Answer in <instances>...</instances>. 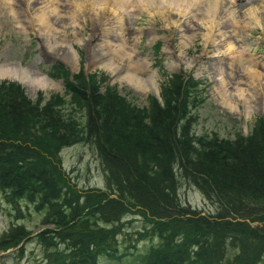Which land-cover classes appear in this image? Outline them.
Returning <instances> with one entry per match:
<instances>
[{
	"label": "trees",
	"instance_id": "1",
	"mask_svg": "<svg viewBox=\"0 0 264 264\" xmlns=\"http://www.w3.org/2000/svg\"><path fill=\"white\" fill-rule=\"evenodd\" d=\"M177 78V79H176ZM163 103L152 96L140 109L115 89L81 77L69 83L85 110L84 122L61 106V96L32 101L15 83L0 93V193L44 213L37 233L49 264L121 260L117 236L126 214H143L159 245L143 264H264V119L249 136L197 138L193 132L195 82L176 76ZM91 140L106 169L104 190L66 184L59 152ZM182 179L215 200L212 214L184 205ZM248 219H251L250 221ZM32 231L14 226L0 249L18 248Z\"/></svg>",
	"mask_w": 264,
	"mask_h": 264
},
{
	"label": "rangeland",
	"instance_id": "2",
	"mask_svg": "<svg viewBox=\"0 0 264 264\" xmlns=\"http://www.w3.org/2000/svg\"><path fill=\"white\" fill-rule=\"evenodd\" d=\"M15 1L6 0L5 3L11 7L4 11H1L3 5L0 4V67L21 64L49 80L37 87L30 78L22 80L9 73L0 77V93L4 85L9 88L10 83H17L34 102L45 103L59 95L63 99L61 107L84 122L85 110L68 88L69 83L80 81L81 77L99 84L102 92L107 87L115 89L131 104L146 109L152 96L163 103L166 88L176 76H181L196 84L192 92L194 105L191 113L197 138L249 136L264 119V108L251 103L249 90L252 80L246 71L237 67L240 72L232 82L220 73L222 67L230 70L232 64H236L234 50L244 47L254 58L252 67L264 75V0L244 6L240 12L233 11L234 14L231 11L235 7L231 11L223 8L229 28L222 29L209 20L207 16L212 15V9L205 4L202 6L205 14L186 21L184 13L191 0L179 1L185 7L177 5L178 0H159L156 7L144 8H140L141 4L136 1L133 5L124 4L118 9L117 21L102 27L96 26L88 14L78 15L82 8L78 5L79 0H37L32 10L27 9L28 0H22L26 14L31 18L36 20L43 14L53 22L49 27H41L40 21L34 20L35 26L21 28L13 11ZM101 1L104 2L92 0L93 12L98 10ZM232 1L240 3V0ZM127 12L132 14L128 28L125 25ZM38 32L45 34L50 45L55 42L66 44L74 54L70 63L59 57L47 56ZM94 35H97V43L110 46L115 55L113 68L123 66L126 72H114L109 62L90 64L87 44ZM133 56L137 57L135 61ZM179 56L182 57L180 63ZM222 91L231 97L232 108L225 104ZM86 138L85 135L82 141L60 150L62 177L67 185L78 191L104 190L106 169L96 145ZM179 196L184 205L190 204L204 213L214 214L221 209L215 200L185 179L181 181ZM43 219L44 213L35 210L30 203L22 200L13 204L0 193V239L14 226L24 225L33 233V237L18 248L0 249V264H49L37 242V233L54 225L43 224ZM123 221H126V226L118 234L117 242H120L119 251H124L125 256L121 260L103 256L101 264H143V256L151 247L159 245L154 232L144 229L146 220L141 212L126 214ZM252 225L264 233V221H255Z\"/></svg>",
	"mask_w": 264,
	"mask_h": 264
},
{
	"label": "bare ground",
	"instance_id": "3",
	"mask_svg": "<svg viewBox=\"0 0 264 264\" xmlns=\"http://www.w3.org/2000/svg\"><path fill=\"white\" fill-rule=\"evenodd\" d=\"M36 1L37 0H28L27 1V9L32 10L34 8V2H36ZM135 1L139 4H141L140 8H144V7H148L150 5L155 6L159 0H104V2L101 1V3H100L101 5L98 6L99 8H98V10H96V12H93L92 0H79L78 5H80L82 8L77 13L79 16H87V14H88V17L92 16L94 24H96V26H98V27L108 26L109 24L116 22L117 18H119L118 14H117L119 11L118 9H121V7L124 4L133 5L135 3ZM179 1L180 0H178L177 5H179L180 7L181 6L185 7L184 3L179 2ZM5 2H6V0H0V4L3 5L1 11H4V10L9 9L11 7V6H8ZM235 2H233L232 0H191L190 6H188L187 10H185L184 18H186V21H188L191 19L198 18L202 14H205L203 7H202L205 4V5H208L210 7V9H212V15L209 14L210 16L209 15L207 16L209 18V20L215 22L216 26L219 25L218 27L221 29L227 28V27L229 28V26H228L229 21L226 18H224L225 15L223 14V8L224 9H225V7L227 9L230 8V11H231V8L235 7L234 10H232L231 12L232 13H233V11L234 12H236V11L240 12L241 8H243L244 6L246 7V5H249V4L255 5L256 3L260 2V0H243V2H242V0H240V3H235ZM15 6L16 7H13V11L17 14V17L19 18L18 22L21 25L20 26L21 28L35 26L36 20L40 21L39 25L41 27H49L52 25L53 20L51 18H49L47 15H43V14L38 15V17H36L37 18L36 20H35V17L31 18L29 15H27L26 14L27 13L26 7L24 9L22 0H16ZM131 11H132V9H131ZM126 15H127V21L125 22V25H127V28H128V25L130 24V21L132 20L131 19L132 14L130 12H127ZM234 35H233V37H234ZM38 37L41 40L42 49L45 52V54H47V56L52 57V58H55V57L62 58L67 63H70V60L73 59L74 54H72V52L70 53V48L67 47L66 44H63L60 42H55V44L53 43L52 45H50L51 43L47 40V37L42 32H38ZM96 39H97V35H94L91 38V42L87 44L90 64H97L100 62H109L108 63L109 66H112V68H113L115 55L112 51H110L111 50L110 46L97 43ZM230 49L232 50V48H230ZM233 49H234V47H233ZM234 51L236 52V55L234 58V62L236 64L235 65L232 64V66L230 67V70H225V69L223 70V67L222 68L220 67L221 68L220 73L226 75V79L229 77V80L232 82V81H235V79L239 75L238 72H240V71L237 69V67H240L243 70H245L246 74L252 80L251 81V89L249 90V91H251V94H250L251 95L250 96L251 97V103L256 104L260 108H264V75H263V72L261 73L259 70L254 69L252 67L253 66L252 62H253L254 58H252L250 56V54H248V50L246 48L243 47L242 49H236ZM130 59H131V55H130ZM135 59H137V57L133 56L132 60L135 61ZM181 61H182V57L179 56L178 57V63H180ZM125 68L126 67H123V66H115L113 68V70L116 73H120V72L124 73V72H126ZM9 73L12 74V77L20 78L22 80L24 78H30V81L35 83L37 87L41 86L44 82L49 80L48 77L40 76L36 73H33V72L27 70L23 65L16 64V63L5 64V65L0 67V77H3ZM240 76H242V75H240ZM127 77L128 76H126V78ZM130 77H131V75H130ZM229 80H227V81H229ZM221 94L223 95V100H224L225 104L228 105L230 108H232L233 107L232 99L228 95V93L223 92ZM239 94H242V93H239ZM242 97H245V96L243 95Z\"/></svg>",
	"mask_w": 264,
	"mask_h": 264
}]
</instances>
